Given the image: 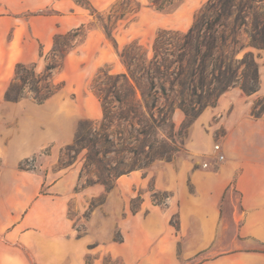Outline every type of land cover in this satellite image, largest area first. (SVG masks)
I'll list each match as a JSON object with an SVG mask.
<instances>
[{
    "label": "crops",
    "instance_id": "crops-1",
    "mask_svg": "<svg viewBox=\"0 0 264 264\" xmlns=\"http://www.w3.org/2000/svg\"><path fill=\"white\" fill-rule=\"evenodd\" d=\"M206 1L183 0L170 13L158 12V27L186 31L195 11ZM258 73L256 92L242 96L232 87L214 106L202 110L192 123L188 159L161 162L148 173L136 169L117 178L115 186L127 191L129 204L136 193L131 188H145L151 177L154 190L168 192L163 204L153 202L150 191L142 194L140 206L134 212L129 208L117 223L122 232L119 240L102 244L93 229L75 235L67 215L69 194L79 178L75 164L51 177L44 192L40 188L47 175L43 178L18 166L3 170L0 264H103L104 255L109 256V264H264V120L250 114L253 100L264 96V66L258 65ZM213 140L220 143L225 156L222 161L215 156L203 159L213 155ZM42 145L17 147L20 153L12 164ZM102 190L101 184L89 185L80 197L96 196ZM231 191L240 197L238 210L231 211V221L239 224L238 236L242 238L223 240L219 236L227 222L222 202ZM225 245L253 248L215 250Z\"/></svg>",
    "mask_w": 264,
    "mask_h": 264
},
{
    "label": "trees",
    "instance_id": "trees-1",
    "mask_svg": "<svg viewBox=\"0 0 264 264\" xmlns=\"http://www.w3.org/2000/svg\"><path fill=\"white\" fill-rule=\"evenodd\" d=\"M147 1L155 10L169 11L183 0ZM75 2L90 14L96 12L89 0ZM139 8L137 0L112 4L102 27L115 48L113 31L117 22ZM81 31L82 26H78L54 34L42 71L36 70L34 62L16 63L4 99L16 102L30 96L40 104L54 95L62 83L53 81V72L62 67L79 42ZM261 49L264 0H207L186 31L159 29L150 49L132 40L117 50L124 70L112 73L100 69L92 82L101 107L100 119L80 121L72 143L66 146L75 155L85 150L82 171H92L95 179L86 180L83 188L98 183L109 191L119 176L142 170L157 157L169 159L177 150L175 135L183 134L205 106H214L229 88L238 85L246 95L256 92L260 81L253 50ZM38 55H43L41 50ZM177 109L185 119L175 130L172 117ZM166 129L169 141L158 138ZM26 161L18 167L24 169L22 163ZM162 193L168 197V193ZM135 210L131 207L132 212Z\"/></svg>",
    "mask_w": 264,
    "mask_h": 264
},
{
    "label": "rangeland",
    "instance_id": "rangeland-1",
    "mask_svg": "<svg viewBox=\"0 0 264 264\" xmlns=\"http://www.w3.org/2000/svg\"><path fill=\"white\" fill-rule=\"evenodd\" d=\"M89 1L96 10L93 14L75 0H0V173L15 168L27 158L28 161L22 163L24 169L35 171L43 178L48 176L47 182H44L40 188V192H44L51 177L56 178L66 168L75 164L79 168V178L69 194L67 215L72 219L75 235L93 229L102 244H106L110 239L122 238L117 223L128 214L129 208L137 209L140 206L142 194L150 191L153 202L157 200L163 203L166 197L161 191L154 190L153 177L149 179L145 188L138 186L131 188L136 193L130 204L127 203V191L123 189L125 193L123 194L115 185L109 191H105L103 187L104 190L96 196L80 197L86 180L95 179V176L92 171L87 173L82 171L85 150L75 155L74 152L66 150V146L72 143L80 121L96 122L101 117L100 103L92 89V82L98 71L100 69L112 73L120 71L123 67L117 50L132 40H137L144 48L150 49L156 31L172 29L158 27L161 20L159 13H170L172 10L158 11L149 6L147 0H137L140 3L138 11L116 24L113 31L117 45L115 48L106 36L102 23L106 22L111 6L117 0ZM174 6L175 4L172 7ZM78 26H82L79 42L67 54L62 67L55 70L52 75L53 81L61 82L62 87L40 104L30 96H25L16 102L5 100L4 92L13 77L15 64L34 62L36 70L42 71L52 47L54 34ZM40 50L43 54L41 57L38 55ZM253 52L261 68L264 66V53L257 50ZM234 87H237L244 96L238 85ZM176 111L172 121L174 129L178 130L185 116L181 115L179 109ZM263 112L264 96L257 97L251 104L250 114L252 117L264 120ZM191 127L192 124L184 129L183 134L175 135L174 147L177 150L171 152L169 159L165 156L157 157L142 170L148 173L158 163L188 159L191 155L187 149ZM221 132L222 130H219L217 136ZM167 136L166 129L159 133L158 138L169 141ZM216 143L220 144L217 140L211 142V150ZM30 144L43 145L17 160L15 165L12 164L13 158L20 153L16 148ZM213 156L214 153L203 159H214ZM111 157L119 158L117 154H111ZM154 193L155 197H153ZM239 206L238 194L228 192L222 202L223 217L227 224L219 236L221 239L242 238L238 236L239 224L231 221V211L236 208L238 210ZM171 222L176 225L177 219L173 218ZM236 242L240 244V241ZM245 248L253 247L225 245L216 246L215 250L225 252ZM88 259L92 261V256L88 255ZM102 263H110L108 255L103 256Z\"/></svg>",
    "mask_w": 264,
    "mask_h": 264
},
{
    "label": "built area",
    "instance_id": "built-area-1",
    "mask_svg": "<svg viewBox=\"0 0 264 264\" xmlns=\"http://www.w3.org/2000/svg\"><path fill=\"white\" fill-rule=\"evenodd\" d=\"M263 115H264V112H263ZM213 153H214L216 160H218V161L224 160L225 156H224V153L222 152V149H221L219 144L216 143L213 145Z\"/></svg>",
    "mask_w": 264,
    "mask_h": 264
},
{
    "label": "water",
    "instance_id": "water-1",
    "mask_svg": "<svg viewBox=\"0 0 264 264\" xmlns=\"http://www.w3.org/2000/svg\"><path fill=\"white\" fill-rule=\"evenodd\" d=\"M262 50H264V49H261V50H259L260 52H262ZM12 102V101H11Z\"/></svg>",
    "mask_w": 264,
    "mask_h": 264
}]
</instances>
